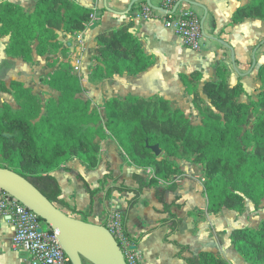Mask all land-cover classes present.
<instances>
[{"label": "trees", "instance_id": "obj_1", "mask_svg": "<svg viewBox=\"0 0 264 264\" xmlns=\"http://www.w3.org/2000/svg\"><path fill=\"white\" fill-rule=\"evenodd\" d=\"M94 12L93 8L73 0H38L34 12L29 14L16 4L2 2L0 38L10 35L9 55L32 61L33 48L25 43L26 36L37 41L35 51L40 56L63 51L58 31L70 34L84 31ZM250 17L264 20V0H249L237 8L230 24ZM97 41V65L89 75L93 83L125 73L139 75L154 62L153 55L144 51L139 38L130 31V25L100 33ZM66 58L58 63L47 57L48 65L55 68L48 80L53 88L61 91V96L49 99L44 112L39 96L24 82L12 80L9 85H0V91L12 93L21 102L20 109L6 105L0 110V167L21 174L54 204L88 221L90 213L77 210L61 198V186L53 173L72 158L96 168L101 144L112 136L131 163L149 169L152 177L147 179L134 174L137 187L110 186L105 192V201L114 191L133 193L128 213L139 202L145 188L158 185L160 180L171 182L164 190H157L158 199L164 203L163 212L168 214L161 225L171 228L165 237L167 242L168 236L177 232L183 223V219L171 211V205L164 202L165 192L177 189L173 178L182 174L172 158L191 160L203 167L205 192L212 212L222 209L243 212L248 202H252L255 209L260 208L264 200V64L258 69L261 87L257 99L248 101L241 100L245 93L241 83L229 84L226 67L219 66V80L206 82L202 90L200 72L182 73L185 90L202 117V123L194 125L182 109L172 108L163 97L111 98L105 102L101 115L90 101L79 96L84 86L68 64L61 65L68 62ZM254 112L257 117L252 129H245ZM155 146L161 154L154 150ZM78 177L84 181L93 206L99 189H92L81 175ZM173 204L176 205V201ZM126 220L127 214L123 216L124 224ZM103 225L107 226V222ZM124 228L133 245L144 236L132 238L125 225ZM231 242L246 261L264 264V219L255 227L234 229ZM174 243L179 248L178 256L188 264H231L209 251L185 257L189 246Z\"/></svg>", "mask_w": 264, "mask_h": 264}, {"label": "crops", "instance_id": "obj_2", "mask_svg": "<svg viewBox=\"0 0 264 264\" xmlns=\"http://www.w3.org/2000/svg\"><path fill=\"white\" fill-rule=\"evenodd\" d=\"M37 1L0 0V3L16 4L29 14L34 12ZM73 1L95 10L84 31L75 34L64 30L58 31V40L62 42L64 48L69 49L70 54L68 53L66 60L69 61L71 58L74 60L77 56L81 81L85 82L86 79L88 81L93 67L97 65L96 55L99 47L97 35L103 32L116 31L130 25V31L139 38L144 51L154 57L150 68L139 75L125 73L97 83L82 82L85 93L79 95L81 98H89L98 104H104L111 98L123 99L127 96L163 97L169 100L172 108L182 109L194 125H199L202 123V117L193 105L192 96L186 92L180 75L200 72L199 87L202 90L206 82L219 80L217 68L222 66L228 70L227 80L231 86L238 83L243 85L245 93L241 100L248 101L246 99L248 96L256 99L261 87L258 69L264 64V20L250 17L239 23L230 24L237 8L249 0H192L200 5L182 2L178 6L180 10L192 8L201 17L207 36L206 46L200 50L186 47L181 37L166 28L163 19L142 17L136 5L125 13L132 0ZM162 1L152 0V3L160 6ZM143 2L147 3L146 0ZM208 36L217 37L220 41ZM8 39L0 38V48L3 52ZM225 43L233 48L234 54ZM259 43L263 44L258 46ZM255 49L256 65L253 68ZM72 53H76V56ZM233 55L237 68L233 65ZM38 58L42 57L35 55L34 60L39 62ZM15 60L11 63L22 64L28 70L36 71L35 61L33 64L21 58ZM62 60L64 57L58 63ZM43 65L44 71H47L46 62ZM24 74L28 75V71L25 70ZM23 78L17 73L12 80L25 82ZM172 159L177 162L182 174L173 178L177 183V189L166 191L164 202L171 205V211L181 217L183 223L177 232L168 236V242L165 241V237L171 228L169 225H161V221L167 218L168 214L163 212L164 203L158 199L157 190H164L171 182L160 180L158 185L145 188L139 202L128 213V203L133 198V193L114 191L109 200L105 201V192L110 186L124 184L137 187L134 174L143 175L147 179L152 177L149 169L139 168L131 163L114 137L108 136L102 142L100 162L96 168H90L78 158H72L53 174L60 183L61 198L77 210L85 214L90 213L89 222L104 224L109 216L115 213L120 214L122 219L127 214L124 225L130 237L138 238L144 235L135 245L139 264H188L178 256L179 248L174 242L189 246V250L184 253L185 257L209 251L231 264H251L239 254L231 242V233L234 229L251 226L237 227L235 223H230L229 219L236 216L242 220L247 219L246 222L249 221L256 216L255 212L264 209V200L259 209H255L252 202H248L243 212L230 209L212 212L209 210L205 192L203 167L191 160ZM78 175H81L92 189H99L93 206L84 181L79 179ZM175 201L176 205L173 204ZM76 217L82 219L81 215ZM263 219L258 218L256 226ZM14 235L12 221L7 215L0 213V264H31V257L27 251L14 248Z\"/></svg>", "mask_w": 264, "mask_h": 264}, {"label": "built area", "instance_id": "obj_3", "mask_svg": "<svg viewBox=\"0 0 264 264\" xmlns=\"http://www.w3.org/2000/svg\"><path fill=\"white\" fill-rule=\"evenodd\" d=\"M139 9L142 17L163 19L165 26L174 31L183 40L186 47L192 50L205 48V30L199 14L192 8L174 9L173 0H163L160 7L165 11L154 10L147 3ZM93 18V17H92ZM76 64H79L77 61ZM0 213L10 216L15 235V249L25 250L31 257V264H72L65 253L55 230L36 212L21 202L14 195L0 189ZM44 225H47L45 228ZM121 246L128 264H138L139 255L135 245L125 233L120 214L109 216L106 226Z\"/></svg>", "mask_w": 264, "mask_h": 264}, {"label": "water", "instance_id": "obj_4", "mask_svg": "<svg viewBox=\"0 0 264 264\" xmlns=\"http://www.w3.org/2000/svg\"><path fill=\"white\" fill-rule=\"evenodd\" d=\"M138 1L140 0H132L125 13H128ZM146 1L150 7L165 11L163 7L154 5L152 0ZM182 2L200 5L192 0H179L175 3L174 9ZM208 37L220 41L217 37ZM225 44L232 49L234 54L233 48L228 43ZM256 50L253 55V68L256 65ZM232 57L233 65L237 68L235 56ZM154 150L158 154L161 153L158 147H154ZM0 189L17 197L57 232L59 241L72 264H85V262L88 264H128L121 246L105 225L67 214L21 174L12 169L0 167Z\"/></svg>", "mask_w": 264, "mask_h": 264}, {"label": "rangeland", "instance_id": "obj_5", "mask_svg": "<svg viewBox=\"0 0 264 264\" xmlns=\"http://www.w3.org/2000/svg\"><path fill=\"white\" fill-rule=\"evenodd\" d=\"M173 1L175 2L176 0H173ZM143 3H144L143 0H140L135 5L138 7V9H142L143 8V5H142ZM3 37H8L9 38L8 39V44H7V47H8L9 43H10V35L8 34V35L3 36ZM3 37H1V38H3ZM24 41H25V43L30 44L32 46V48H33V60L32 61H28V63H30V62L33 63L35 61V63H37V67L35 68L36 71L35 72L34 71H30L25 66H23L22 64L21 65H14L11 62L16 61L15 59L19 58V57H14V56L9 55L7 53V47L5 49V52H3V50L0 48V85H2V84L9 85L11 80H12V78L16 77L17 73H18L20 77H24L23 79H25V82H24L25 85H30L32 87V89H33V93L35 95L39 96V99L41 100V102L43 104V112H44L45 111V106H46V104H47L49 99H51V98L58 99L61 96V91L53 88L51 81L48 80L49 74L51 72L55 71V68H51L48 65L47 57L50 56L51 58L55 59V61H59L63 56L64 57H68L69 56V54H70L69 53V49L65 48L63 51H61V49H60L57 52H53L52 53L53 55H57L58 54L57 56H52V55L40 56L35 51L36 45H37V41L36 40L33 41L30 38V36H26ZM74 54L76 56V53H72V55H74ZM35 55H37L38 57H42V58H38L39 62H37V60H34ZM74 60H73V58H71L68 62L67 61L63 62L61 65H63L64 63L68 64L70 66L71 71L80 77L81 75H80L79 72H80L81 69H80L79 64H76L77 61H78L77 56H76V58ZM73 61L75 63H73ZM45 62H46L47 71H44V65L43 64ZM40 65H42V66H40ZM94 68H95V66L93 67V69ZM25 70L28 71V75L24 74ZM11 72L13 74H10ZM83 79H84V77H83ZM84 83H92V82L89 79H88V81L86 79V81L83 82V84ZM84 93L85 92L81 93L80 95H83ZM257 96H258V94H257ZM250 98H252V97L248 96L246 99L249 100ZM256 99H257V97H256ZM84 100L90 101L91 102V106L93 107V109L99 110L101 112V115H103L104 104L105 103L104 104H98V103L94 102L93 100H91L89 98H85ZM6 105H9L13 109H16V110L21 108V102L17 101L12 93H7V92L0 91V110H2ZM256 117H257V113H255V112L250 115L249 123L245 127V129H252L253 124L256 121ZM155 147H158V146H155ZM57 206L60 209H62L64 212H66L67 214H70L71 216H73L72 212L69 209H67L66 207H63L62 205H59V204H57ZM254 214L256 216L254 218H251L247 222H246L247 219L246 220H242V218H240V217L237 218L236 216L231 217V219H229V222L230 223H235V225L237 227H245V226L255 227L256 224H257L256 220L258 218H259V220L264 218V209H262L261 211L255 212ZM244 222H246V223H244ZM44 226H45V228H47V225H44Z\"/></svg>", "mask_w": 264, "mask_h": 264}]
</instances>
